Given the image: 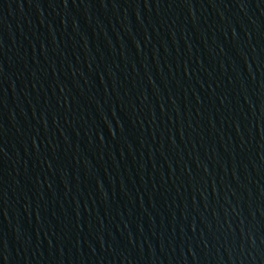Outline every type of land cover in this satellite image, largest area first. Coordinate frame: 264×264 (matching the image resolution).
<instances>
[{
	"label": "water",
	"instance_id": "water-1",
	"mask_svg": "<svg viewBox=\"0 0 264 264\" xmlns=\"http://www.w3.org/2000/svg\"><path fill=\"white\" fill-rule=\"evenodd\" d=\"M0 264H264V0H0Z\"/></svg>",
	"mask_w": 264,
	"mask_h": 264
}]
</instances>
